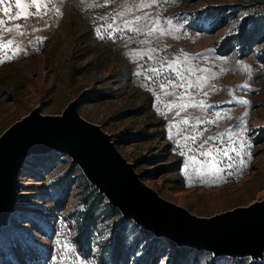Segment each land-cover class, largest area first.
Listing matches in <instances>:
<instances>
[{"label": "rangeland", "instance_id": "374dc122", "mask_svg": "<svg viewBox=\"0 0 264 264\" xmlns=\"http://www.w3.org/2000/svg\"><path fill=\"white\" fill-rule=\"evenodd\" d=\"M38 3L39 15L32 0H21L22 8L0 4V135L35 107L61 115L76 100L79 116L108 134L163 199L210 217L264 198V0ZM86 214L90 246L77 239ZM122 220L68 154L30 155L0 229V264H20L17 245L27 264H57L62 256L73 264L77 254L84 264H103ZM126 226L128 244L137 241L143 254L154 234L141 237L132 220ZM170 242L160 241L167 251ZM193 252L200 264L214 258Z\"/></svg>", "mask_w": 264, "mask_h": 264}, {"label": "water", "instance_id": "95a60500", "mask_svg": "<svg viewBox=\"0 0 264 264\" xmlns=\"http://www.w3.org/2000/svg\"><path fill=\"white\" fill-rule=\"evenodd\" d=\"M76 105L70 101L61 115H41L35 107L0 135V229L14 210L25 158L56 151L72 158L123 220H132L155 237L209 251L213 257H264V198L210 217L192 214L144 184L110 136L79 116Z\"/></svg>", "mask_w": 264, "mask_h": 264}, {"label": "trees", "instance_id": "16d2710c", "mask_svg": "<svg viewBox=\"0 0 264 264\" xmlns=\"http://www.w3.org/2000/svg\"><path fill=\"white\" fill-rule=\"evenodd\" d=\"M85 214V213H84ZM88 214L84 215L80 229L77 235V239L80 244L90 246L91 244V233H92V223L89 220ZM126 221L122 220L120 225L114 231L113 237L111 238V244L108 248L107 258L103 261V264H130V251L132 248L134 255H137V258L133 264H200V257L198 252H193L192 248L186 246H177L175 243L170 242V248L167 251V248L161 245L160 241L162 237L153 236L146 250L143 254H138L137 252V241L134 243L135 247H131L128 244V237L126 234ZM147 230L142 229L139 234L143 237L145 236ZM135 241V240H134ZM15 257L20 264H27L25 251L20 246L17 245L14 248ZM168 253V254H167ZM29 259H33L35 254L30 253L27 255ZM166 257L165 262H161L163 258ZM236 260V264H245L249 258H239ZM2 264H13L10 260L2 258ZM215 258L211 259V264H216ZM251 261V260H250ZM254 264L253 260L249 262Z\"/></svg>", "mask_w": 264, "mask_h": 264}, {"label": "snow or ice", "instance_id": "6c2138e0", "mask_svg": "<svg viewBox=\"0 0 264 264\" xmlns=\"http://www.w3.org/2000/svg\"><path fill=\"white\" fill-rule=\"evenodd\" d=\"M4 2H5V0H0V4H3ZM32 4L36 6V13H34V14L35 15H39L40 14V5L38 3V0H32ZM15 5H16L17 8H22L23 7L22 4H21V0H15ZM3 12L7 16V15H9L10 9L5 8V9H3ZM29 15H33V13H29ZM13 18H19V13L17 14V17H13ZM2 23H3V21L0 20V24H2ZM17 27H19V26H17ZM130 30L131 31H138L137 29H134V28L130 29ZM7 43L11 44L12 41H8ZM172 71L175 74V70H172ZM169 83H172V81H169ZM162 87H163V85H162ZM244 103H247V101H244ZM229 175H231V173H229ZM203 182L209 184V186H211L212 183H215V181H203ZM189 186H191V182L190 181H189ZM65 247H67V246L65 245ZM69 251H71V249H69ZM63 259L64 258L62 256L61 260L57 261V264H62ZM77 262H79V264H84V261L80 260L79 254H77L73 264H77Z\"/></svg>", "mask_w": 264, "mask_h": 264}, {"label": "bare ground", "instance_id": "6f19581e", "mask_svg": "<svg viewBox=\"0 0 264 264\" xmlns=\"http://www.w3.org/2000/svg\"><path fill=\"white\" fill-rule=\"evenodd\" d=\"M215 258V257H214Z\"/></svg>", "mask_w": 264, "mask_h": 264}]
</instances>
